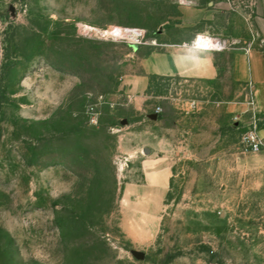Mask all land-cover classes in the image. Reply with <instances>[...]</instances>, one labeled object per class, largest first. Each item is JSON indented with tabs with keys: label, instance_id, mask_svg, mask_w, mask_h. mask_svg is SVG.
Instances as JSON below:
<instances>
[{
	"label": "rangeland",
	"instance_id": "374dc122",
	"mask_svg": "<svg viewBox=\"0 0 264 264\" xmlns=\"http://www.w3.org/2000/svg\"><path fill=\"white\" fill-rule=\"evenodd\" d=\"M263 3L0 0V264H264L247 127L131 80L199 35L258 46Z\"/></svg>",
	"mask_w": 264,
	"mask_h": 264
},
{
	"label": "crops",
	"instance_id": "0c3cea01",
	"mask_svg": "<svg viewBox=\"0 0 264 264\" xmlns=\"http://www.w3.org/2000/svg\"><path fill=\"white\" fill-rule=\"evenodd\" d=\"M257 24L261 43L255 47L211 50L179 44L149 52L142 59L141 74L132 76L134 94L144 93L152 78L178 79L186 108L195 104L199 111L211 110L218 122L247 130L256 126L264 136V3ZM219 85L227 86V98H221ZM143 99L138 97V102Z\"/></svg>",
	"mask_w": 264,
	"mask_h": 264
},
{
	"label": "built area",
	"instance_id": "2783aa9c",
	"mask_svg": "<svg viewBox=\"0 0 264 264\" xmlns=\"http://www.w3.org/2000/svg\"><path fill=\"white\" fill-rule=\"evenodd\" d=\"M219 39L221 40V38H219ZM201 44L202 43L200 42L199 36H198L196 38V40L193 42V47L205 49ZM227 47H228V42L224 48H215V49H211V50H224ZM160 110H161V108L158 107L156 109V113H159ZM242 144L245 148H247L250 151L260 152V153L264 154V136L259 134L256 126H253V127L249 128L248 130H246V132L242 136Z\"/></svg>",
	"mask_w": 264,
	"mask_h": 264
},
{
	"label": "bare ground",
	"instance_id": "6f19581e",
	"mask_svg": "<svg viewBox=\"0 0 264 264\" xmlns=\"http://www.w3.org/2000/svg\"><path fill=\"white\" fill-rule=\"evenodd\" d=\"M106 33H108V31ZM124 34H126V37H130L131 39H134V40L138 39V37L142 35L140 32H138L135 29H129L126 32H124ZM199 40L202 43L201 45L205 49L224 48L227 45L226 41L220 40L219 38H213L210 36H206V35L204 36L199 35Z\"/></svg>",
	"mask_w": 264,
	"mask_h": 264
},
{
	"label": "water",
	"instance_id": "95a60500",
	"mask_svg": "<svg viewBox=\"0 0 264 264\" xmlns=\"http://www.w3.org/2000/svg\"><path fill=\"white\" fill-rule=\"evenodd\" d=\"M157 115H158V114H157V113H155V116H157ZM139 256H140V257H143V254H139Z\"/></svg>",
	"mask_w": 264,
	"mask_h": 264
}]
</instances>
